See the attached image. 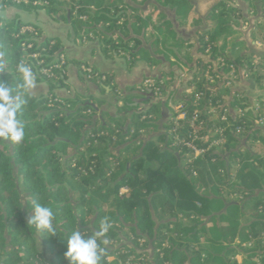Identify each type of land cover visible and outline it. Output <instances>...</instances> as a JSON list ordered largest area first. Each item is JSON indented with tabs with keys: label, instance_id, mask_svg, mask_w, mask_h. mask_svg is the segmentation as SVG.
Returning a JSON list of instances; mask_svg holds the SVG:
<instances>
[{
	"label": "trees",
	"instance_id": "obj_1",
	"mask_svg": "<svg viewBox=\"0 0 264 264\" xmlns=\"http://www.w3.org/2000/svg\"><path fill=\"white\" fill-rule=\"evenodd\" d=\"M33 1L43 3L33 5ZM120 4L122 6H119ZM90 5L96 7L94 12L85 9ZM253 5L256 9L257 5ZM76 6V15H73ZM258 6L261 8L262 4ZM152 7L155 8L153 5ZM261 9L264 13V6ZM12 10L15 13L44 10L51 19L70 24L75 35L76 30L82 29L83 26L87 30L97 31L98 35L103 37L100 41L105 56L124 51L131 59L140 53L147 59L151 58L146 51L137 50L141 43L138 36L145 34L149 23L151 24V12L148 9L142 11V8L129 5L124 0H29L28 5L13 0H0V12ZM80 15H86L88 20H79ZM238 15L237 10L227 6L226 2L215 4L207 15L208 19L215 20V27L202 32L200 51L205 52L210 45L211 55H222L223 48L216 46V38L230 28V19ZM121 18L123 22L119 24L118 20ZM29 24L21 21L17 15H0V81L7 82L14 89L22 82L21 74L16 70L22 56L21 44L23 39H29L27 33H20V30ZM163 26L159 24L156 29ZM42 40L50 54L56 50L63 52L58 38L42 35ZM50 41H54V45L50 46ZM156 45L157 40L153 45L154 50L157 49ZM207 67L208 64L201 63L198 66L199 81L196 83L195 93L179 95V100L187 104L188 113L195 107H200L201 113H205V106L208 105L211 95L213 104L222 102V91L218 85L207 84L203 78ZM63 80L64 76L59 77L56 84L46 81L49 91L45 96L35 97L24 93L26 103L20 118L25 123V137L21 142L12 143L0 138L1 264H29V260L39 257L36 233L51 254L49 263L66 264L62 257L65 245L59 239H65V233L70 235L77 229L95 236L104 218L110 223H117L118 227H111L98 239V244L105 250L100 264H105L106 246L111 243V238L119 239L120 230L127 229L126 231L135 238L145 237L148 242L151 240L158 244L162 242L161 238H164V241L170 243V248L164 251L168 264H225L226 255L236 250L231 246L235 238L242 243L248 240V236L258 237L261 234L264 216L249 210L252 220L249 225L244 226L241 217L247 211H243L237 203H230L231 201L227 202L222 198L219 189L216 190L211 181L210 171L207 169L210 158L220 157V161L227 166L225 153H213L204 160L195 161L194 164L198 166V177L195 179L189 167L181 165V156L176 154L174 149L164 145L161 148L158 146V142L164 143L166 140L165 133L156 141H140L137 130L154 126L144 122L135 127L131 141L125 143V151H128L129 148L133 149L136 141L139 142L138 147L133 149L136 151L135 156L121 161L119 157H115L114 150L124 144L125 133L118 135L115 142L110 137H91L90 134H96L99 130L111 129L106 127L107 124L98 125L92 121L90 115L84 113L91 105L79 103L75 99H65L70 108L60 105L47 106L48 96L56 86L64 85ZM35 81L40 79L36 78ZM169 85L161 84V91H173V85ZM198 92H202V97L199 106H195L192 100ZM124 107L128 106L125 104ZM157 108L160 109L159 104H154L145 114ZM140 114H136L137 120ZM200 117L205 119V114H200ZM110 120L115 128L126 130L127 125L119 123L121 118L111 117ZM234 122V126L237 125V122ZM164 129H167V124ZM249 137L253 139L254 135L250 134ZM238 143L237 137L231 133L225 146L226 153H231L230 157L232 154L254 157L249 149L238 148ZM109 157H114L111 162L115 165L107 175L112 166ZM73 160L74 167L70 166ZM91 161L95 162V168L86 175H81L79 167H86ZM261 164L264 166V160ZM122 174L123 177L118 179ZM77 177L80 179V186L74 200L67 189V181ZM195 182L207 186L208 192H199ZM123 186L128 188L126 195L119 194V189ZM236 188L238 191L254 195L249 198L245 209L263 202V176L251 162L241 166ZM34 202L53 209L54 224L58 226L57 237L39 233L34 226L27 224L26 215L31 214ZM153 213L160 221L158 226ZM179 214L188 221L187 224L178 219ZM206 219L213 223L211 228L204 226ZM170 226V235L162 237V230H170ZM200 232L205 234L209 248H194ZM237 250L244 251L241 247ZM254 250H249L246 255L249 258L256 257L258 253ZM202 251L206 254L205 258H201Z\"/></svg>",
	"mask_w": 264,
	"mask_h": 264
},
{
	"label": "crops",
	"instance_id": "obj_2",
	"mask_svg": "<svg viewBox=\"0 0 264 264\" xmlns=\"http://www.w3.org/2000/svg\"><path fill=\"white\" fill-rule=\"evenodd\" d=\"M220 1L226 2L227 6L234 7L239 13L238 17L230 19V28L221 33L220 36L216 38V46L219 48H223V54L221 55L216 53L214 55H211L212 50L210 49V45L207 46L205 52L200 51L199 48L197 50V53L209 56L211 60L215 61L218 70L223 72V74L228 77L226 80L222 81L223 78L213 72L212 65L210 63H208V67L203 72V78L207 84H218L220 87H226L225 90L222 91L221 99L222 101L227 102L231 97L230 107L232 108L237 103L236 99L239 97L238 95H244V93L230 92V88L234 85L233 80L239 79L237 69H235L232 60L237 56L236 54L243 50L244 45L236 43L242 36V33L238 30L233 29L232 27H237L239 25L238 22H236L237 19L243 18L242 20L244 24L245 21H248L245 15L241 14L240 9H245L247 7H250V5L254 7L252 2L247 4L245 0H164V6L158 5L157 2H155L156 4L152 3V5L155 6V8L160 12L157 20L158 23L156 25L157 21H153V23L155 22V25L150 28L152 29L151 34L149 33V31H146L145 34L138 36V39L141 41V43L137 49L138 51H146L149 56H151V58L149 59H147L143 55V53H140L138 56L131 59L124 51H120L119 53L114 55L105 56L101 50L100 38L97 37L98 39H88L82 42L77 37H75L76 35L70 24L62 20L51 19L44 10H37L34 12L18 11L16 13L13 10L1 11L0 15L3 17H12L14 15H17L21 21L36 25L42 32L43 36L58 38L61 43L62 51L67 59V66L66 75L64 76L63 80L64 85L56 86L52 90V95L63 99H75L78 100L79 103H88L89 105H91L90 109H92L90 118L98 125L107 124L113 126V122L111 124H108L110 118L118 117L121 118L119 123L127 125V130H124V132L126 131L125 135H129V129H135V127H137V125L139 124V122H137V118H135L137 121L135 120V122H133V114L142 113V110L147 111L154 104H159L160 109L157 108L155 111L151 112L153 114V122L152 120L150 122L154 126L148 128H139L143 129L144 131L142 133H139V135L137 136L140 138V141L145 142L156 141L158 137L164 134V125L166 123V119L171 114H169L170 106L167 102L169 101V104L173 102V100L183 102L179 100V95H191L189 93L193 94V91L195 92L196 83H198L199 81V72L196 71L191 80L187 81L186 84H184V79L192 70L188 67V64L191 63V60L193 58L191 57V53L196 51L194 50L196 47V42L193 36H189L188 38L183 39V37L175 31L176 25H178V28H185L186 31L192 30L193 28L200 29L196 33V37L200 41L202 32L214 29L215 20L208 19L207 15L210 12V9ZM231 1H233L234 3H232ZM124 2L128 3L129 5L138 7V4L132 0H124ZM255 5L258 6V3H256ZM119 6H122V4H120ZM256 10H254V13ZM159 24H162V26H164L156 29V26H158ZM245 26L246 25H244V27ZM167 32H170V34H167ZM156 40L157 45L155 47H157V49L154 50L153 45ZM180 45L182 46L180 49L181 51L178 49ZM218 59L219 61L222 60V62L220 61V66L218 65ZM254 62L257 64V66L263 65V62L259 59L254 60ZM242 63H245V61ZM81 64H86L92 67L94 70L108 75L113 85L115 87H118L124 93L123 97H116L113 93V87L109 83L106 84L96 80L85 79L79 72V66ZM231 66H233L234 71H231ZM254 71L255 69H252V71L247 74V77H245L244 75V79L251 77V79L260 88L262 82H264V77L258 79ZM232 72L233 76H230ZM146 78L154 79L155 81L160 82L165 86H167V84H172L173 87L171 88V90H173V88L174 90L171 92H163L160 98L153 97L149 93L141 94L138 88ZM226 81H231V86H225L224 82ZM48 91V83L46 81L40 80L35 81V87L28 90L27 93L35 97H41L48 94ZM212 96L213 95H211V97ZM94 99H96V101H94ZM246 99L247 98L245 97V100ZM162 100L165 101V105L168 109V115L166 119L164 117V112L162 111ZM125 104L128 107H124ZM250 111L251 109L247 108V116L251 113ZM255 136L256 137L253 138V140L255 141V148L257 149V152L255 153H257L256 156H260L262 158L263 162L264 135L261 134ZM123 140L124 144L119 145L114 150V152H116L115 156L119 157L121 161L133 158L136 152L133 149L135 147H138L139 145V142L136 141L134 143L133 149L129 148L128 151H125V147L127 146L125 143L130 142L131 140L130 137L129 139H125V136ZM161 143L162 142L157 143L160 148L163 146ZM248 149L250 150L249 147ZM216 153L221 154L220 151ZM110 159L111 158L109 157L108 160L110 161ZM262 167L263 165L261 164L259 170ZM71 184L77 187L76 190H73L67 183V189L71 197L75 200L77 197L75 196V193L77 192L80 183L76 185L71 181ZM198 185L199 184L197 183V189H199ZM124 187L125 186L119 189V194L126 195L128 193L124 190ZM200 189L199 192L206 194ZM230 203L233 202L231 201ZM152 216L156 221V225H160V221H158L154 213L152 214ZM244 216L245 218L242 220V224H244V226L249 225L252 219H250L248 213H245ZM180 221L183 224H187L188 222L186 219H180ZM111 224L112 227H118V224L115 222H112ZM204 226L206 228H211L213 226V223L209 224V219H207V222L206 220L204 222ZM169 229L170 230H162V237H168L170 235L172 226H170ZM126 230L119 231V241L124 242L125 239L130 236L128 237L130 239L129 249H131V247L135 251H137V249H140L141 251L138 250V252H140L141 254L145 253L147 257H149L148 264H157V262H154L152 258L154 246L151 245V240L149 242L148 240L145 241L148 243L145 249L140 248L139 246H137L135 239H131L132 234L127 231V235ZM116 239L117 237L111 238V246L105 245L107 247V254L104 256L105 264H125L128 258V256L125 254L114 253L115 247H113V243L117 242ZM161 240L163 243L164 238H161ZM236 240H238V238L234 239V241ZM41 243L42 242H40V244L38 245V249L44 256L43 251H47L45 246ZM198 243L200 247L209 248V243L206 240V236L202 232L198 234ZM122 245L123 246L117 249L120 250V248H124L127 246L126 244ZM109 247H111V249ZM138 252L137 254H139ZM202 253L205 254L204 251H202ZM232 255L234 256L232 258L235 260L231 261L226 255L225 264H231L232 262H235L236 264H263L264 261L259 260V255L249 258L248 255H246L245 250H235L234 252H232Z\"/></svg>",
	"mask_w": 264,
	"mask_h": 264
},
{
	"label": "built area",
	"instance_id": "obj_3",
	"mask_svg": "<svg viewBox=\"0 0 264 264\" xmlns=\"http://www.w3.org/2000/svg\"><path fill=\"white\" fill-rule=\"evenodd\" d=\"M16 3H26V0H13ZM263 5L264 1L259 0ZM38 1H33V4L36 5ZM88 12L95 11L94 5L87 6L85 8ZM77 6L75 7L73 15H76ZM86 16V15H80L79 18ZM80 18V19H81ZM260 23H264L261 21ZM20 33H27V38H29L27 41L26 39L22 41L21 47H22V56H21V62L29 66L34 75L35 79L38 78L43 81H51L54 84H56L59 77H63L66 75V66H67V59L63 52H59L58 50L54 51L52 54L48 52V49L42 44V33L40 32L39 28L34 24H29L26 26H23L20 30ZM91 37V34H89ZM84 38V37H83ZM81 39V38H80ZM264 39V36H263ZM205 40H207V37H205ZM49 45H54V41H50ZM218 61V65L220 66V61ZM256 63L251 64V68L255 69ZM231 71H234L233 66H231ZM79 72L82 74V76L87 80H96L102 83H109L113 87V93L116 97L122 98L123 92L113 85L111 80L109 79V76L103 73H100L96 70H94L92 67L81 64L79 66ZM247 72L245 73V77H247ZM230 76H233V72L230 74ZM231 81L224 82L225 86H231ZM139 92L141 94H151L153 97L160 98L162 95L161 91V83L155 81L151 78H146L142 82L141 86L138 88ZM195 92L193 91V94ZM165 94V93H164ZM192 94V93H189ZM239 96V95H238ZM202 97V92H198L194 95V98L192 100V103L195 106H199V100ZM211 98V96H210ZM208 99V105L205 106L207 109L205 113V119H202L200 117L201 111L199 107H195L191 113H188L186 108L187 104L179 101H174L169 104L171 107V114L169 115V122L167 125V129H164V133L166 135V145L178 152V154L181 156L182 164L185 166H188L190 169V172L192 176L197 179L198 173L196 171L197 165L194 164L197 160H204L206 156H210L213 153L216 152H222L221 148L222 146L226 145L228 143L227 140V132L231 131L233 134L239 133L243 128H253L252 125H261L264 122V118L261 116L262 111L264 109L262 103L261 112L258 113V118H256V115L253 119V122L251 124L247 123V112L245 111L246 106L243 102L238 103L239 99L235 106H238L236 109L232 107L235 118L234 120L237 122V125L233 126L231 129V125H227L228 120L226 114H229L228 108L224 106L219 111L215 109L219 103L213 104L212 101ZM56 105L63 106L64 108H70L69 102H67L65 99L49 95L47 100V106L53 107ZM263 107V108H262ZM217 112V113H216ZM253 112V111H252ZM86 115L92 114L91 109H87L84 111ZM213 114L212 117L216 118L217 124L214 125L213 123L210 124L209 121H215L210 114ZM209 114V115H208ZM230 116V114H229ZM153 118L152 113L148 114H141V116L138 118V122H147L151 121ZM139 122V123H140ZM110 130H99L96 134H90L91 137H110L112 141H116L118 135L124 134V131H119L118 129L114 128L113 126L110 127ZM242 128V129H241ZM127 130V129H126ZM124 132V133H123ZM129 135L133 134L135 132V129H130ZM143 129L137 130V133H142ZM129 135L126 134L125 139H129ZM96 142V141H95ZM90 143H88L89 145ZM218 159H221L220 157L217 158L216 156H212L210 158V162L216 163ZM227 166L226 167H218L215 171L216 175L222 180L225 177V180L232 179L231 175V166L233 165L232 158L230 155H228L226 158ZM112 160V159H110ZM115 164L111 166L110 171L107 173L109 175L113 169ZM95 162L91 161L90 164H88L86 167H79L82 173L85 175L88 171H92L95 168ZM211 181L217 186L216 179L213 175L209 174ZM219 191H223V186H220L218 188ZM219 192V193H220ZM245 194L250 195L247 192H243ZM231 197H239L241 198V195H237L236 193L234 196L230 194ZM179 216H181L179 214ZM135 239V238H131ZM165 245V244H164ZM121 253V252H120ZM125 255H129V252L123 251ZM160 264H167L165 260L164 254H160ZM126 264H129V259L126 262Z\"/></svg>",
	"mask_w": 264,
	"mask_h": 264
},
{
	"label": "rangeland",
	"instance_id": "obj_4",
	"mask_svg": "<svg viewBox=\"0 0 264 264\" xmlns=\"http://www.w3.org/2000/svg\"><path fill=\"white\" fill-rule=\"evenodd\" d=\"M64 1H66V2H69V0H64ZM136 2H137V4H138V7L137 8H142V11H144V10H146L147 11V9L148 10H150V12H151V14H150V16H151V20L152 21H157L158 20V17H159V11L156 9V8H154V7H152V3H155V2H157V4L158 5H160V6H164V0H159V1H157V0H135ZM264 1V0H263ZM232 3H234L233 1H231ZM245 2L247 3V4H249V3H253V4H256V3H258V4H262L259 0H245ZM43 2H41V1H38L37 2V4H42ZM25 5H28L29 4V0H26V3H24ZM36 4V5H37ZM156 4V3H155ZM34 5V4H33ZM264 5L262 4V6H261V8L263 7ZM95 7V6H94ZM145 8V9H144ZM260 8V6L259 7H256V9L254 8V7H252L251 5H250V7H248V9H247V16H249V20L248 21H245V24L244 25H246L245 26V28L246 27H248V26H250L251 24H253L252 25V27L254 28V30H256V34L258 35V36H261V35H263L264 36V23H260L261 21H263L264 22V20H263V18H264V13H263V9H261ZM95 9H96V7H95ZM254 10H256L255 11V13H254ZM92 12H94V11H92ZM73 14H75V13H73ZM3 15H4V13H3ZM263 17H262V16ZM3 17V16H2ZM262 17V18H261ZM81 18V17H80ZM79 18V20H81V21H87L88 20V17L87 16H83L81 19ZM257 18V19H256ZM255 19L257 20V21H255ZM152 21H151V24L149 23V26H148V30L147 31H149V33L151 34L152 33V29H150L152 26H154L155 25V22L154 23H152ZM253 21H254V23H253ZM123 22V18H121V19H119L118 20V23L119 24H121ZM157 23H158V21L156 22V25H157ZM77 31V33H76V35H77V38L80 40V41H82V42H84L85 40H88V39H98V38H103L101 35H98V32L97 31H94V30H87L84 26H83V28L82 29H80V30H76ZM42 33V32H41ZM89 34H91V37L89 36ZM84 37V38H83ZM98 37V38H97ZM254 37V36H253ZM81 38V39H80ZM253 39V38H252ZM254 42H255V44L257 45V46H262L263 45V43H262V41L261 40H259V38H256L255 37V39H254ZM181 45H180V47H178V49L180 50L181 49ZM181 51V50H180ZM218 85V84H217ZM218 88L221 90V91H224L225 90V88L226 87H220L219 85H218ZM261 89V88H260ZM243 98V99H242ZM238 99H239V102L238 103H240L241 104V102H243L245 105L244 106H246V108H245V111L247 110V108H249V109H251V113L250 114H248V116H247V123L248 124H251L252 122H253V119H254V117H255V115H256V118H258V113L259 112H261L262 110H261V105H262V103H264V97H262V96H258V97H256L251 103L248 101V99H246L245 100V97H244V95H241V94H239V97L236 99L237 101H238ZM94 101H96V99H94ZM168 103V105H169V101L167 102ZM225 104H226V102L225 101H222V102H220L218 105H217V107H215V109L217 110V111H219L221 108H223L224 106H225ZM238 106H234V109H236ZM263 107H264V105H263ZM262 107V108H263ZM200 108V107H199ZM228 109V111H229V107H227ZM233 109V108H232ZM201 112H202V110L201 109H199ZM253 111V112H252ZM146 111L145 110H142V113L141 114H144ZM172 112V110H171V107H170V112H169V114ZM234 112V111H233ZM217 113V112H216ZM141 114L139 115V117L141 116ZM199 114H202V113H199ZM262 114L263 115H261L263 118H264V109H263V111H262ZM209 115V114H208ZM210 116L212 117L213 116V114L211 113L210 114ZM226 116H227V120H228V123L226 124V126L227 125H230V124H232L231 125V129L233 128V126H234V118H235V114L232 116L231 114H230V116H229V114L227 113L226 114ZM132 117H134V120H133V122H135V118H137V115L136 114H133V116ZM138 117V118H139ZM158 117V116H157ZM213 119H215V121H209L210 122V124H214V125H216L217 124V121H216V118L215 117H212ZM169 120H170V118L169 117H167V119H166V123L165 124H167L168 125V122H169ZM140 122V121H139ZM147 122H149V123H151L150 121H147ZM152 122H153V120H152ZM112 123V121L111 120H109V122H108V124H111ZM140 123H142V122H140ZM134 125H135V123H134ZM111 125H107L106 127L107 128H109ZM138 126V125H137ZM253 126V128H241L242 130L239 132V133H235L234 135L237 137V139L239 140V143H238V145H237V147L238 148H242V149H244V148H246V149H248V147L250 148V150L252 151V154H254L255 152H257V149L255 148V141L252 139V138H250L249 136H250V134L252 135H254V137H256L255 135H261V134H263L264 135V131H262V129L264 128V122H263V124H261V125H252ZM114 127V126H113ZM151 127V126H150ZM115 128V127H114ZM117 129V128H116ZM127 129V128H126ZM132 129H134V128H132ZM119 130V129H118ZM130 130V129H129ZM119 131H122V130H119ZM144 131V130H143ZM139 135V134H138ZM231 135V131H229V132H227V140L229 139V136ZM253 137V138H254ZM130 139H131V136H130ZM162 145H166V141H164V143H161ZM248 144V145H247ZM225 146L226 145H224V146H222V148H221V150H222V154H224L225 153V157L224 158H226L228 155H230V153H226L227 152V150L225 149ZM236 147V148H237ZM176 151V150H175ZM259 153V152H258ZM176 154H178L177 153V151H176ZM256 154L257 153H255V155H254V157H250V158H247V156L246 155H244V154H241V155H239V156H235V155H231V158H232V162H233V165L231 166V175H232V179H230V180H225V177L221 180L217 175H216V173H215V171H216V169L218 168V167H225L226 165L224 164V163H222L221 161H220V159H218L217 160V162L216 163H214V162H209V164H208V166H207V169L210 171V174L211 175H213L214 176V178L216 179V183H217V186H216V190L218 189V188H220V186H223V191H219L220 192V195H221V197L222 198H224V199H226L227 200V202H229V200H231L233 203H237L238 205H240L241 206V208H243L242 210L244 211H247V212H245V213H248L249 214V217L250 218H252V216H250V212L251 211H254L256 214H258V215H261V216H264V197H262V201L263 202H261L259 205L257 204L255 207H252V205H250L248 208H244V206L247 204V202H248V200H249V198L250 197H252V196H254V195H248V194H245V193H243V192H241V191H238L237 190V188H236V186H237V175H238V172H239V170H240V168H241V166L244 164V165H246V164H248V162H251L252 163V165H254V166H256L257 168H258V170H259V168L261 167V165H260V162H262V158L260 157V156H256ZM116 157V156H115ZM111 159L113 160L114 159V157L112 158L111 157ZM112 160H110V162L112 161ZM112 163V162H111ZM74 165H75V160H73V161H71V164H70V166H72V167H74ZM151 165H153V163L151 164ZM183 165V164H182ZM112 166H113V163H112ZM183 167H185V165H183ZM109 172V171H108ZM259 172L261 173V175L263 176V180H264V166L259 170ZM198 173V172H197ZM80 174L81 175H85L84 173H82L81 172V170H80ZM121 177V176H120ZM120 177L118 178V179H120ZM71 181L73 182V183H75L76 185L77 184H79L80 183V179H79V177H77V178H75L74 180L73 179H71V180H68L67 181V183L69 184V186H71L70 188L71 189H73V190H76V188L77 187H75L73 184H71ZM199 181V180H198ZM195 186L197 187V183L195 182ZM198 187H199V189L201 190V191H203V192H205V193H207L208 192V187L207 186H204V185H202V184H199L198 185ZM198 189V190H199ZM124 190L125 191H127L128 192V188L125 186L124 187ZM237 194V195H241V198H239V197H231L230 196V194L232 195V196H234V194ZM77 198V197H76ZM249 210H251V211H249ZM27 217L29 216V213L26 215ZM178 218H180V219H184L183 217H181V216H179ZM245 218V216H243V217H241V221L243 220ZM249 221H250V219H249ZM206 222H207V219H206ZM209 224H210V222H209ZM209 228V227H208ZM126 233H127V231H126ZM127 235H128V233H127ZM36 237H37V247H38V245L40 244V239H39V236H38V234L36 233ZM128 237H130V236H128ZM127 237V239H125V241L123 242V241H119V239H116V241L117 242H115V243H113V247H115L114 249H115V251H114V253L115 254H121V253H123V251H127V252H129V255H127L128 256V258H127V260H126V262L128 261V259H129V264H148V260H149V257H147V255L145 254V253H140V252H138V250L139 251H141L140 249H137V251H135V250H133V249H129V247H124V248H120V250H118L117 248H119V247H121V246H123L122 244H126V245H130V239ZM135 238V236L134 235H132L131 236V238ZM201 237H203V236H201ZM133 240V239H132ZM147 239L145 238V237H139V238H135V242H136V244H137V246H139L140 248H144L145 249V247L148 245V243L147 242H145ZM129 242V243H128ZM151 242H153V246H155V248L153 247V254H152V258H153V260H154V262H157V264H160L161 262H160V259H159V257H160V254H164V256H165V250H168L169 248H170V243L168 242V241H164L163 243L162 242H160L159 244L158 243H156L155 241H151ZM42 244V243H41ZM111 244H112V242L111 243H109L107 246H111ZM121 244V245H120ZM165 244V245H164ZM237 245H239L241 248H243L246 252H247V254L250 252L249 250H251V249H255L254 251L255 252H257L258 253V255H259V257H260V261H262V260H264V228H263V230H262V232H261V234L258 236V237H252V236H248V240L247 241H244V242H242V243H240V241H239V239L238 240H236V241H233V243H232V247L233 248H235L236 250L237 249H239L240 247H238ZM198 248V247H200V245H199V243H196V244H194V248ZM238 247V248H237ZM110 249H111V247H109ZM109 250V249H108ZM38 251H39V249H38ZM46 251H47V249H46ZM121 252V253H120ZM137 252L139 253V254H137ZM225 252V251H224ZM39 253H40V256L39 257H37V258H35L34 260L33 259H31V260H29L28 262H29V264H50L49 263V261L51 260V254L47 251V252H45V251H43V253H44V256L42 255V252L41 251H39ZM228 256V258L231 260V261H233V260H235V259H233L232 257H234L233 255H232V253H230V254H228L227 255ZM42 257V258H41ZM134 257H136V258H134ZM206 257V254H204V253H201V258H205ZM126 262H125V264H126ZM167 262V264H168V261H166ZM0 264H1V260H0Z\"/></svg>",
	"mask_w": 264,
	"mask_h": 264
},
{
	"label": "clouds",
	"instance_id": "obj_5",
	"mask_svg": "<svg viewBox=\"0 0 264 264\" xmlns=\"http://www.w3.org/2000/svg\"><path fill=\"white\" fill-rule=\"evenodd\" d=\"M16 70L22 79L16 89L7 82L0 81V138L12 143H19L25 137V123L20 118L23 105L26 103L23 96L25 92L35 87V75L29 66L21 62ZM54 220L55 213L51 207L34 202L32 212L27 217V224L34 226L39 233L57 237L58 226L54 224ZM111 227L109 220L104 218L95 236L78 229L72 231L70 235L65 233L66 238L59 240L65 245L62 257L66 264H100L105 250L98 244V239Z\"/></svg>",
	"mask_w": 264,
	"mask_h": 264
},
{
	"label": "water",
	"instance_id": "obj_6",
	"mask_svg": "<svg viewBox=\"0 0 264 264\" xmlns=\"http://www.w3.org/2000/svg\"><path fill=\"white\" fill-rule=\"evenodd\" d=\"M247 9H248V7L245 9L242 8V9H240V12L242 15H245L247 20H249V16H247V12H246ZM242 19H237L236 22H238L239 25L237 27H234V26L232 27L233 29L238 30L239 32L242 33V36L238 39V41L236 43L242 44V45L244 44V45H243V50L240 51L238 54H236L237 56L234 57V59L232 60V63L234 65L235 69H237L239 79L233 80L234 85L230 88V92L244 93V96L251 103L258 96L264 97V82H262V84L260 86L261 89H260L256 85V83L251 79V77L244 79V75L246 72L250 73L252 71L251 64L255 63L254 60L259 59L260 61L263 62V65L257 66V64H256V66H255L256 72L254 71V73L258 79L264 77V39H263V35L258 36L256 34V30H254V28L252 27L253 24H251L250 26L245 28L244 22ZM256 19H255V21H257ZM253 23H254V21H253ZM198 30H200V29L193 28L192 30L186 31L185 28H178V25H176V28H175V31L178 34H180L183 37V39H186L189 36H193L194 40L196 42V47L194 49L196 51L191 53V57H193V58L191 60V63L188 64V67L191 68L192 70L190 71L189 75L184 79V84H186L187 81L191 80L192 76L196 73L200 63L201 64L210 63L212 65L213 72H215L216 74L221 76L223 78L222 81L226 80L228 77L226 75H224L223 72L218 70L215 61L211 60L209 58V56H206V55L201 54V53H197V50L200 48V41L196 37V33ZM255 37L259 38V40L262 41V43H263L262 46H257L255 44V42H254ZM244 61H245V63H242ZM248 61L251 63H249ZM246 62H248V63H246ZM254 73H252V74H254ZM178 91H181V90H178ZM230 102H231V97L228 99L225 106L229 107V114H231L233 116L234 112H233L232 108L230 107ZM161 106H162V111L164 112V117L166 119V117L168 115V109L165 105L164 100L161 101ZM162 115H163V113H162ZM262 131H264V128L262 129ZM122 177H123V175L120 177V179ZM152 244H153V242H151V245Z\"/></svg>",
	"mask_w": 264,
	"mask_h": 264
}]
</instances>
